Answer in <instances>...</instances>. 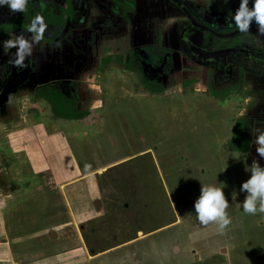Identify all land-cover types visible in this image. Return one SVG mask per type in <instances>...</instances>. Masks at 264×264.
I'll return each instance as SVG.
<instances>
[{"label": "rangeland", "instance_id": "1", "mask_svg": "<svg viewBox=\"0 0 264 264\" xmlns=\"http://www.w3.org/2000/svg\"><path fill=\"white\" fill-rule=\"evenodd\" d=\"M187 1L199 5L204 14L199 15L207 20L212 15L225 17L230 23L226 31L236 28L231 16L239 0ZM122 3L126 2L118 0L119 6ZM20 16L15 19L23 23ZM161 16L159 24L165 29L177 25L180 32L178 27L186 22L182 15ZM196 35L203 40V49L228 44L213 34ZM172 38L177 40L176 35ZM254 39L249 30L230 41L255 49ZM212 66L205 72L209 84L202 77L193 80L197 86L185 85L178 73L171 72V81V76L159 77L163 80L158 89L149 92L143 89L141 76V81H124L115 63L108 88L115 96L105 99L104 92L93 96L89 102L93 109L79 112L74 121H59L52 111L43 112L44 137L50 145H45L44 163L37 158L41 173L34 174L25 155L18 152L15 158L10 146L0 145L12 189L29 207L26 226L20 231L13 228L11 235L14 245L21 242L26 247L28 264H264V213H245L241 205L246 194L240 186L250 176L253 156L249 150L233 154L226 142L246 105L240 94L236 99L213 95L218 83L233 94L236 76L245 68L236 66L223 74ZM176 74L179 80L174 82ZM211 184L223 188L229 203L230 223L223 231L215 222L202 224L194 212L199 188ZM63 189L73 190L66 195ZM37 197H42L38 201L42 208L36 212H42V223L34 220L31 210ZM68 198L76 202L74 222Z\"/></svg>", "mask_w": 264, "mask_h": 264}, {"label": "flooded vegetation", "instance_id": "2", "mask_svg": "<svg viewBox=\"0 0 264 264\" xmlns=\"http://www.w3.org/2000/svg\"><path fill=\"white\" fill-rule=\"evenodd\" d=\"M107 1L109 4L108 8L105 5H101L102 9L109 10L110 16L124 18L127 20V22H135L136 17L139 15V12H141L143 18L142 26L147 28L146 30H148L147 32L150 33V35L145 40L144 38L140 39L139 42L141 46H134L133 48H130L127 54L100 57L95 68L86 63L90 61L88 58H86L85 53L81 50L83 49V45L90 46L93 42L94 44L97 43L98 45L100 40V36L96 37L94 35L92 37H85L82 34V28L84 24L87 23V20L90 16L89 14L91 13V9L89 7L94 6L96 11L99 13L100 9L96 7V0H28L25 10L23 12H16L14 14L10 13L7 7H0V41H3L5 37L11 35L13 36L12 39H15V36L20 33L32 35V33L28 31L32 22V18L36 14H40L43 17V21L46 25L44 36L41 42L53 48L55 47V53L50 56L49 60L59 57V65L63 64L61 67H64L63 72L55 73L54 66L50 64L48 65L47 63L46 67L50 66V69L47 67L46 69L48 70L44 73L38 70L35 65V67L33 66L34 63L32 62L31 57H27L25 62L27 67L18 71L16 66H13L11 60H9L11 57L9 52H14L15 49L12 48L7 55L9 65L2 60L3 56L0 55V94H4L5 92L9 93L12 90L10 87L11 84L8 85V83L13 79V74L15 72L17 74L21 71L28 73L26 76V79L28 80L23 84V86L25 84L31 86L32 80L34 78L37 76L43 77L44 74L46 79L51 80L45 83L37 84L34 87L35 96L37 98L40 97L47 99L51 103V106L56 113L53 103L46 96L47 94L43 95L41 92H51L54 90L59 91L68 99H73L75 101L76 111L78 112L77 105L80 101L79 82L91 78L96 80L99 77H102L108 69L115 67V63L117 65L119 64L118 68L122 72H125L126 75L131 76L134 82L141 81L139 79V76H141V79L143 80V88H147V90L150 92V89H158L159 84L161 83L160 80L162 78L168 79V76H171V79H169V81H171V72L178 73L185 85H189V82H192V85L197 86L198 83L196 81L199 79V77L196 76V74H199V72L197 73L195 70H199V66L204 64L209 66L213 65L212 67L214 70L218 68L223 74L224 72L226 73L230 68L234 69L236 67L235 65H237V68L243 70L244 67L239 65L240 59L238 57L240 55L243 56V54L240 53H245L248 55L245 57L247 61H253L254 63H256V61L260 63H262L261 61H264V40L261 42L263 44H261L254 36V41L256 44V47H254L255 49L245 47L243 44L232 45L230 39L242 32H240L237 27L233 28L231 31H226L225 29L226 27L230 26V23L226 22L227 19H225V17L221 19L222 21L217 17H213V15L210 20H207L205 17H201L199 14H204L202 10L197 8L199 5L193 4V6L188 4L187 0H124V2H126L125 5L122 3L120 6L118 5V0ZM199 2H201V0H199ZM174 9L178 10V12L173 11ZM162 13L166 14V17L179 15L185 17L186 22L182 23L178 27L180 32L176 30L177 25L175 28L169 27L168 29L162 28L160 26L159 20L162 17ZM7 15H9L11 18L10 21L6 22V24L2 20ZM17 15H21L20 17L24 20L23 23H19L15 19ZM190 16L193 18V20ZM216 23L218 26H216ZM256 26L258 25L253 20L250 23L249 30L253 31ZM48 28L53 29L50 32H47ZM196 32H204L210 35L213 34L218 39H226L228 41L226 47H215V49L212 50H204L220 51L233 49L235 51H231V53L224 58L203 62L193 53L190 48V44H192L197 48L203 49L200 46V42H203V40H199L200 38L198 35H196ZM73 34H76L77 39H71ZM173 35H176L177 40H173ZM127 42V44L132 45L135 41L132 38H128ZM239 43H241V39ZM156 51L162 52V55L158 56ZM235 59L236 61L234 62ZM193 62L196 63L197 66H195ZM51 63L53 64L54 60H52ZM135 67L140 71L133 73V69ZM252 67L255 68L250 69L249 67L244 69V73L243 71L239 72V76H236L237 83H241V80L247 72L258 75L261 74L253 70L261 68L262 66L256 64V66L253 65ZM233 69L230 70L231 74H234ZM227 73L229 74V72ZM178 74H176L174 82L179 80L177 76ZM67 80H70V82H65ZM193 80L196 81L193 82ZM225 90L227 89H221L220 91L227 92L225 94L227 97L229 90ZM4 107L5 104H0V113Z\"/></svg>", "mask_w": 264, "mask_h": 264}, {"label": "crops", "instance_id": "3", "mask_svg": "<svg viewBox=\"0 0 264 264\" xmlns=\"http://www.w3.org/2000/svg\"><path fill=\"white\" fill-rule=\"evenodd\" d=\"M96 3H97L96 7L100 9L99 13L96 11L94 6L89 7L91 9L90 11L91 13L89 14L90 16L87 20V23L84 24L82 28V34L85 37L86 36L92 37L94 35L96 37L100 36V40L98 45L97 43L94 44L93 42L92 45L90 46L83 45L82 46L83 49L81 50L85 53L86 58H88L90 61L86 63L94 68L97 66L98 59L100 57L127 54L130 48H133L134 46H138V47L141 46L139 42L140 39L144 38L145 40L150 35V33L147 32L148 30H146L147 28H144L142 26L143 18L141 12H139V15L136 17L135 22L131 23V22H127V20H125L124 18L110 16L109 10H103L101 5H105L108 8L109 4L107 0H96ZM252 33L260 43L264 40V34L258 32V26H256L253 29V31H250V34ZM24 35L28 37L31 36L26 34ZM12 37H13L12 35L5 37L4 40L9 38L12 39ZM128 38L134 39L135 41L134 44L132 45L127 44ZM71 39L72 40L77 39L76 34H73ZM54 48L41 41L35 44L33 48V53L31 56H29L32 58V62L34 63L33 66L35 65L38 68V70L45 73L48 70L46 69L47 67L50 69V66L46 67L48 63V65L50 64L54 66L55 73L63 72L64 67H61L63 64L59 65V61H60L59 57L56 59H52L54 60L53 64L51 63L52 60H49L50 56L55 53ZM0 50H1L0 55L3 56L2 60L9 65V60H12L13 54L16 52V49H14L13 52L10 49H4L0 47ZM8 52L10 53L11 56L9 60L7 56ZM240 54H243V56L240 55L238 57L240 59L239 61L240 63L237 62L239 63V65H241L244 68L250 67V69H252L255 68L252 67L253 65L256 66V64H258L259 66L262 67L257 68L258 70L255 69L253 71H257L261 74L258 75L247 72L246 75H244L243 79L242 80L240 79L241 83L238 82V84L235 85V87L233 88L234 89L233 94H231L232 92H230V90L228 89L229 93L227 97L235 98L236 95L238 94L244 95L243 99L241 98L240 95L239 98L243 101L246 107L244 108L245 113L242 114L244 117H240L238 124L237 122L235 123L231 131V135L228 141L226 142L229 148L232 150L233 154L244 153L249 150L248 154L253 156L251 160L253 162L260 161L259 164L261 166H264V158H261L259 156V154L256 151L257 145L253 143L255 139V131H254L255 128L258 127L264 128V61L260 60L262 63L257 61L256 63H254L253 61H247L245 57H247L248 55H246L245 53H240ZM235 61L236 59L234 60V62ZM25 62L26 59L24 63ZM40 64L42 67L40 66ZM16 68L18 69V71L22 69L20 67H16ZM208 68L209 65L207 64L199 66V80L203 77V82L205 83L208 82L210 83V80L207 78L205 74ZM235 69L237 68L235 67L234 70ZM112 70L113 68L108 69L106 73L103 74L102 77H99L96 80L91 78L79 82L80 101L79 104L77 105L78 112L86 111V109H89V111H91L93 109V106L92 105L89 106L90 105L89 102H92L93 96L94 98L98 97V94L102 92H104L106 95L105 99L107 98L109 99L115 96L113 94L110 95L112 92L111 90H108V88L110 89L109 73L112 72ZM116 71H118L117 74L121 78H123L124 81L133 82V78L131 76L126 75L125 72L120 71L119 68H116ZM27 74L28 73L24 71L18 72V74L15 72L13 74V79L10 80L8 83V85L11 84L10 87L12 90L9 93L5 92L4 94H0V104L1 105L5 104L4 109L1 110L0 113V145H2L3 148H5L4 146L6 145L10 146L12 148V154L15 158H16L15 154H17L18 152L22 153V155H25L26 159L29 160V162L31 163L34 174H36L37 171L41 173V171H39L40 169L38 168L39 167L38 166L39 162L37 159L38 155L41 159L40 161L43 162L44 161L43 152L45 150L44 149L45 145L46 146L50 145L48 138L44 137L46 136V134L43 131L47 129V124L45 123V121H43L42 118H40L42 117L43 112L45 113V111L46 112L52 111L53 116L56 117V119H58L59 121L63 120L64 122H68L78 119L76 118L70 119L66 117L57 116L54 109L51 106V103L47 99L40 97L37 98L35 96L34 87L37 84L45 83L51 79H46L45 75L43 74V77L37 76L36 78H34L32 80L31 86H29L28 84H25L23 86V84L28 80L26 79ZM65 82H70V80H67ZM215 85H216V90H218L215 93L216 97L218 99L224 98L225 97L224 95L226 93H222V91H220L221 89H223L224 86H221V83ZM217 101L218 103L225 102L222 99ZM100 108L103 109L102 111H106L107 109V107L104 106L103 107L101 106ZM39 119H42V121L39 122ZM239 122H241L240 126H239ZM13 135L17 137V140L15 142H13L12 140ZM60 136L61 134L59 133V135L57 136L58 144L62 143L61 140L62 137L60 138ZM220 140L221 139L218 138L219 142ZM28 141L31 142L29 143ZM30 147L34 148V150L31 151ZM250 147H253L252 149H254L252 152L253 154H250L251 153ZM1 154H0V190H2L3 193L2 195H0V264H28L27 259L29 258V254L25 250L26 247L25 246L22 247L21 242H17L14 245L12 242L13 238L11 235L13 228L16 229L17 231H20L22 230V227L26 226L27 213L29 207L27 206V203H25L26 206L23 205L24 203H22L23 201L22 197L19 193H17L16 191L17 189H12L11 179H9L8 170L3 165L4 163L3 161L5 158L1 157ZM219 183L216 185H219ZM201 187L199 189H201ZM21 190L22 189H19V191ZM71 190L73 189H63L66 195L70 194ZM41 194L42 192L37 193L35 196ZM41 199L42 197H37L32 202L36 204V205H31V210L34 211L35 213L38 211L39 208L40 209L42 208L41 205L38 204V201H40ZM68 200L69 202H66L68 204L67 205L69 211L68 214L71 217L73 214L71 220H73L74 222L75 221L74 215H76L74 205H76V202L71 203L70 198H68ZM41 215H42L41 211L38 212V214L36 213L34 220H36L37 223L38 222L42 223L44 221V219L40 217ZM52 219H54V217H52ZM177 221H180V219L178 218ZM171 224L173 223H170L168 225ZM159 229L163 230L164 228L162 229L159 228ZM52 230L50 231L51 234H53ZM41 253H43V251ZM88 257L90 260H92L93 258L91 256ZM16 259H18V261H16ZM54 264H57V261H55Z\"/></svg>", "mask_w": 264, "mask_h": 264}, {"label": "clouds", "instance_id": "4", "mask_svg": "<svg viewBox=\"0 0 264 264\" xmlns=\"http://www.w3.org/2000/svg\"><path fill=\"white\" fill-rule=\"evenodd\" d=\"M239 0V6L232 13L231 20L240 32H248L250 23L254 20L258 25V32L264 34V0ZM28 4V0H0V7H7L10 13L23 12ZM46 25L43 17L36 14L28 31L32 33L30 37L23 33L17 34L15 39L0 41V47L4 49L15 48L11 63L13 66L25 68L24 61L33 53L35 44L43 39ZM254 144L256 151L261 158H264V128H255ZM248 171V170H246ZM240 192L245 193L242 201V210L245 213H264V166L254 161L250 167V176L242 182ZM229 203L225 198L223 188L215 185H202L200 195L194 201V212L197 219L202 224L215 222L219 229H223L230 223L226 209ZM178 214V213H177ZM179 218V214H178Z\"/></svg>", "mask_w": 264, "mask_h": 264}, {"label": "trees", "instance_id": "5", "mask_svg": "<svg viewBox=\"0 0 264 264\" xmlns=\"http://www.w3.org/2000/svg\"><path fill=\"white\" fill-rule=\"evenodd\" d=\"M41 93H43V95L47 94L46 96L53 103L55 107L57 116L66 117L70 119L79 117V112L76 111L75 101L73 99H68L62 93L56 90L51 91V92L46 91V92H41ZM213 95L216 96V94H213ZM241 122H239V126Z\"/></svg>", "mask_w": 264, "mask_h": 264}, {"label": "water", "instance_id": "6", "mask_svg": "<svg viewBox=\"0 0 264 264\" xmlns=\"http://www.w3.org/2000/svg\"><path fill=\"white\" fill-rule=\"evenodd\" d=\"M191 19L193 20L192 17H191ZM190 48L193 51V53L196 56H198L199 59L203 62H209L211 60H215L218 58H224L227 55H229L231 53V51H235L233 49L232 50H229V49L228 50H220V51H207L204 49L197 48V47L193 46L192 44H190Z\"/></svg>", "mask_w": 264, "mask_h": 264}]
</instances>
